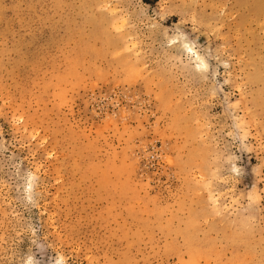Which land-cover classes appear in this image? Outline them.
I'll return each mask as SVG.
<instances>
[{"label":"rangeland","instance_id":"1","mask_svg":"<svg viewBox=\"0 0 264 264\" xmlns=\"http://www.w3.org/2000/svg\"><path fill=\"white\" fill-rule=\"evenodd\" d=\"M29 260L264 264V0H0V264Z\"/></svg>","mask_w":264,"mask_h":264},{"label":"clouds","instance_id":"2","mask_svg":"<svg viewBox=\"0 0 264 264\" xmlns=\"http://www.w3.org/2000/svg\"><path fill=\"white\" fill-rule=\"evenodd\" d=\"M246 127H247L246 123H242L240 118H236L235 128H236L237 133H242ZM225 162L229 163L230 158L226 159ZM241 225L247 231H252L255 227L254 220L248 215L243 216ZM29 264H33V262L29 260Z\"/></svg>","mask_w":264,"mask_h":264},{"label":"bare ground","instance_id":"3","mask_svg":"<svg viewBox=\"0 0 264 264\" xmlns=\"http://www.w3.org/2000/svg\"><path fill=\"white\" fill-rule=\"evenodd\" d=\"M184 44H185V47H186L187 50H190V51L193 50V48L189 45L188 41L185 42ZM199 58H200V57H198V59H199ZM200 60H201V58H200Z\"/></svg>","mask_w":264,"mask_h":264}]
</instances>
